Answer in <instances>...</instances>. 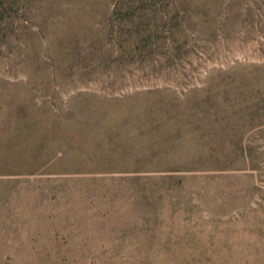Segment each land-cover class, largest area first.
Returning <instances> with one entry per match:
<instances>
[{"label":"rangeland","instance_id":"rangeland-1","mask_svg":"<svg viewBox=\"0 0 264 264\" xmlns=\"http://www.w3.org/2000/svg\"><path fill=\"white\" fill-rule=\"evenodd\" d=\"M0 264H264V0H0Z\"/></svg>","mask_w":264,"mask_h":264}]
</instances>
